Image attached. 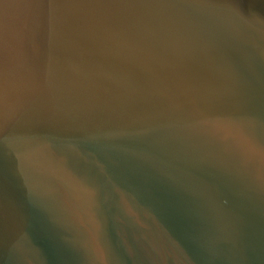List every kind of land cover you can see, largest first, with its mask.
Here are the masks:
<instances>
[{
	"label": "water",
	"instance_id": "obj_1",
	"mask_svg": "<svg viewBox=\"0 0 264 264\" xmlns=\"http://www.w3.org/2000/svg\"><path fill=\"white\" fill-rule=\"evenodd\" d=\"M0 264H264V0H0Z\"/></svg>",
	"mask_w": 264,
	"mask_h": 264
}]
</instances>
